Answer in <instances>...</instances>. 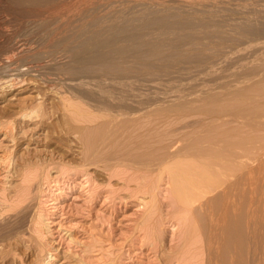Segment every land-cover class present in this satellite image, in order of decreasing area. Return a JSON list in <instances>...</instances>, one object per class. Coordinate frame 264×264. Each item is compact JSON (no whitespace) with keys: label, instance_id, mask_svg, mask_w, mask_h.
Returning a JSON list of instances; mask_svg holds the SVG:
<instances>
[{"label":"bare ground","instance_id":"6f19581e","mask_svg":"<svg viewBox=\"0 0 264 264\" xmlns=\"http://www.w3.org/2000/svg\"><path fill=\"white\" fill-rule=\"evenodd\" d=\"M10 3L36 16L33 20L26 13L31 19L27 27L36 34L28 42L21 41L16 50L12 49L21 58L26 56L23 61L19 59L24 63L17 64L18 61L2 53L0 66L30 72L37 63L39 67L58 64L61 70L58 74L68 75L67 80L62 79L65 82L62 84L72 88V94L79 93L78 101L80 95L83 103L90 105L88 108L97 111L96 115L99 112L107 115L94 125L98 136L86 142L90 153L84 159L86 162L81 163L82 167L87 163V166L95 164L111 169L126 165L131 169L149 170L165 165L172 154L192 157L193 161L199 159L205 170L199 172V181L193 179L196 182L191 185L194 198L190 199L183 191L189 199L182 201L178 196L182 197L180 192L177 195L172 192L179 198L174 202L181 201L183 206H179L189 209L196 217L202 241L198 246L197 242H192L190 224L187 236L190 240L185 242L192 248L193 258L203 254L201 262L204 264H264V58L246 61L242 55L232 57L239 49L243 52L242 46L248 47L252 42L257 41L253 48L257 44L259 48L264 46V0H11ZM37 47L41 51L32 52ZM224 62L239 63L244 70H226L222 66ZM29 80L33 84V79ZM14 82L8 79L6 85L12 88ZM27 82L24 78L21 84H16L12 98L21 92L23 85L27 89ZM31 87L37 89L35 83ZM74 103L73 107H77ZM71 111L78 110L74 107ZM190 127L199 129L195 134L184 131ZM177 133L178 137L173 138ZM75 134L80 135L74 133V137ZM163 140H167V144L176 143L177 147L171 153L162 151L160 154L136 150ZM181 166L175 170L182 169ZM169 168L173 171L174 167ZM185 174L180 175L186 178ZM172 189L176 187L171 186ZM180 209L176 210L180 212ZM188 212L186 214L191 215ZM33 217L20 218V223L1 232L0 258L6 264H53L52 251H48V246L45 248L41 242L43 238L38 237L42 232L34 233L39 221H34ZM195 223L192 222V228L196 227ZM188 253L190 251L185 255L189 256Z\"/></svg>","mask_w":264,"mask_h":264},{"label":"rangeland","instance_id":"374dc122","mask_svg":"<svg viewBox=\"0 0 264 264\" xmlns=\"http://www.w3.org/2000/svg\"><path fill=\"white\" fill-rule=\"evenodd\" d=\"M64 1L68 2L71 0ZM10 2L11 0H0V48L2 47L0 51H3L6 47L8 50L5 49L0 54L6 53L11 59L18 61L17 64H22L24 62L20 61H23V58L26 56L23 55L24 57L22 56L21 58V55L19 56L17 51L13 52V50H16L15 48L22 44L20 43L21 41L28 42L31 38H34L36 32L34 34L27 26H29L31 19L34 20L36 16H31L30 12L28 13L22 7L14 6ZM26 13L31 19H28L29 16ZM256 42H252L251 45L247 44L248 47L246 45L242 46L244 47V50L242 48L243 52L247 51L245 54L239 49L240 52L238 51L239 53L233 54L232 57L242 55L245 59L247 58L246 61L263 59L264 46L260 47V49L257 47L259 46L258 44L255 46ZM33 44L37 45V43ZM253 44H255L254 48L251 47ZM10 47L12 48L10 49ZM40 49L37 47L32 52L39 51ZM255 50L256 52H254ZM257 50L262 51L258 52ZM32 52L30 51V53ZM12 54H15V56H12ZM37 64L35 70L30 72L24 70L23 72L22 70L17 72L10 70V67L5 65H2L3 67L0 66L2 67L0 69L4 70V72L0 71V88L3 87L2 92L0 89V234L20 223L24 217L32 215L35 217H33L34 221H39L36 223L37 225L33 221L34 225L39 226V231L35 226L36 231L34 233L37 235L42 232L41 236L39 234L38 237L39 239L42 237L41 242L43 241L42 243L45 248L48 246L46 249L50 252L52 251L54 259H52L51 263L53 264H192L199 256L200 261L197 260V262L204 264V261L201 262V258L204 255L198 254V258H193L191 253L193 251L192 248L185 243L190 240H187L189 231H191L189 237L193 238L192 242H197V246L202 241V238L199 237L200 234L198 236L199 228H197V223H195L196 217L192 215V212H188L189 209H185L187 210L185 211L181 207L183 206L180 203L181 201L177 202V204L175 203L178 198L176 195L179 192L182 194V197L178 195L182 201L189 196H191L190 199L194 198L195 192L192 186L196 182L193 179L195 178L196 181H199L201 179L199 172L205 170V167L198 162L199 159L193 161L194 158L192 157L172 154V158H174L168 160L174 163L175 166L177 165L176 167L181 166V162L184 165L186 163L189 164L187 167L182 165L180 167L182 169L179 168L184 171H181L182 173H186V178L191 177L190 180L187 178L189 181L180 175V170L177 169L179 173L175 170L174 164L168 163V161L165 163L168 169L164 164L162 167L156 168L155 166L149 170L138 167L131 169V166L126 165L112 166V169L102 165L96 166L95 164H88L89 166H87V163L84 164L86 162L84 159H87L90 153L86 148L89 145L87 144L88 140L91 141L98 136L95 126L107 118V115L99 112L100 114L97 115L100 116L102 114V116L97 118V111L92 110V107L91 109L88 108L90 105L84 102L87 104L85 105L82 101L84 98L80 95L78 98L82 100L78 101L77 94L79 93L75 91V96L72 94L74 90L71 92L72 88L62 84L65 83L62 79L67 80L68 75L62 73L63 71L61 73L65 78L61 74H58L60 70L58 64L47 65V67H39V63ZM48 66L50 69H48ZM222 66L226 70L237 72L244 70L239 63L234 62H224ZM19 68H21L20 65ZM60 76H62L61 79L59 78ZM23 77L26 82H29L27 89L23 85L21 92L15 94V98H12L16 92L14 87L16 84L22 83ZM12 78L15 82L13 84L14 87L10 88L11 86L6 84L8 83V79L13 81ZM18 79L20 80L19 82L17 81ZM29 79L31 81L33 79V84H36L37 89L34 88V91L31 89L33 84H31ZM37 90L40 92H37ZM68 92L70 93L68 94ZM64 97H66V101ZM67 98H72L73 100L69 99V103ZM50 100L52 101L50 102ZM61 103L63 105H60ZM73 103L78 107L74 106L75 110H80L78 114H76L78 111H73L76 116L72 111L70 113V108L74 110ZM93 116L95 117L92 118ZM197 117L198 115L193 116L194 119ZM92 119H94V124L91 121ZM190 121L192 120L190 119ZM72 124L74 125L73 127L71 126ZM76 125L79 127L76 129L77 131L74 129V127L77 128ZM86 128H88V131ZM198 129L190 127L187 130L185 128L184 131H190V133L194 131L195 134ZM78 132L80 135L76 136L77 134H75L74 137V133ZM157 134L154 135V138L158 136ZM86 135L91 137L89 138ZM175 135H173V138L178 137V133ZM87 137L88 139H86ZM162 142H158V144L157 142H152L155 144H150V146L143 147V149H141L142 147L137 148L136 150L138 153L152 151L154 154H160L162 151L171 153L177 147L176 143V145L169 142L167 144V140H163ZM161 145L167 146L168 149L167 147L163 149L159 148ZM80 146H85L86 150L84 151H87V154H83V149L85 148H81ZM75 152L77 154L79 152V156L81 154L82 161ZM82 155H86V158ZM83 161L82 167L81 163ZM167 163L172 166L167 165ZM169 167H174L173 171ZM160 168L164 169V172ZM159 173L162 175H159ZM170 174L172 177H170ZM178 176L180 179L177 178ZM180 176L183 178L181 179ZM173 177L177 178L176 181ZM170 178L173 179L170 180ZM183 179L185 182L182 181ZM179 180H181V183H179ZM146 182L148 185L145 184ZM171 186L172 188L176 187L177 191L175 189L171 191ZM183 187H189L191 192L187 188L183 189ZM183 191L187 192L189 196L187 197L186 193L183 194ZM192 191L193 194H189ZM170 195L173 197L171 198L172 200L170 199ZM21 196L22 199H20ZM176 209H180V212L184 210L183 212H185L186 216L182 214L183 212L180 213ZM187 212L191 213V215H187ZM15 215H18L16 219H14ZM183 218L186 220L184 221ZM192 222L196 224V227L193 225L196 232H193ZM6 224L8 227H6ZM190 224L192 229L189 228ZM185 234L187 235L185 236ZM197 238H200V240ZM183 244L186 248H184ZM187 251H190L188 253L190 254L189 256L196 260L189 259V256L185 255ZM197 262L193 264H197ZM2 263L6 264V261L0 258V264Z\"/></svg>","mask_w":264,"mask_h":264}]
</instances>
